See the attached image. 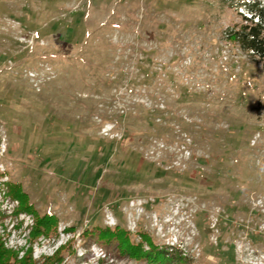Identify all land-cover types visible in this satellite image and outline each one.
<instances>
[{
	"label": "rangeland",
	"instance_id": "374dc122",
	"mask_svg": "<svg viewBox=\"0 0 264 264\" xmlns=\"http://www.w3.org/2000/svg\"><path fill=\"white\" fill-rule=\"evenodd\" d=\"M238 24L222 0H0L4 246L148 264L99 239L118 227L187 264H264V72L225 41Z\"/></svg>",
	"mask_w": 264,
	"mask_h": 264
},
{
	"label": "trees",
	"instance_id": "16d2710c",
	"mask_svg": "<svg viewBox=\"0 0 264 264\" xmlns=\"http://www.w3.org/2000/svg\"><path fill=\"white\" fill-rule=\"evenodd\" d=\"M229 9H232L238 19L239 24L227 28L223 35L226 42L234 45L247 59L253 61L261 71L264 72V0H222ZM5 196L15 202L17 207L15 214L24 213L33 218V224L30 227L29 239L31 241L47 237L48 233L56 225V219L52 216H39L29 204L27 194L22 191L19 184L6 183ZM137 244L129 240L128 233L116 227L114 230L104 229L99 233V239L102 241L116 240L118 250L127 254L135 260H144L148 264H187L186 259L182 258L180 251L167 253L158 250L150 240L144 239ZM147 245L148 250L143 246ZM19 251L7 249L3 240L0 238V264H38L32 259L31 251L27 250L22 257H18ZM58 254L55 258H57ZM51 258L44 259L40 264H53ZM60 261L59 258L56 259Z\"/></svg>",
	"mask_w": 264,
	"mask_h": 264
}]
</instances>
